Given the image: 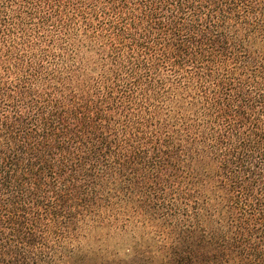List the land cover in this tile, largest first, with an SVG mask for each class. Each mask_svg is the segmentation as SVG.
I'll return each mask as SVG.
<instances>
[{
    "label": "trees",
    "instance_id": "trees-1",
    "mask_svg": "<svg viewBox=\"0 0 264 264\" xmlns=\"http://www.w3.org/2000/svg\"><path fill=\"white\" fill-rule=\"evenodd\" d=\"M0 264H264V0H0Z\"/></svg>",
    "mask_w": 264,
    "mask_h": 264
}]
</instances>
